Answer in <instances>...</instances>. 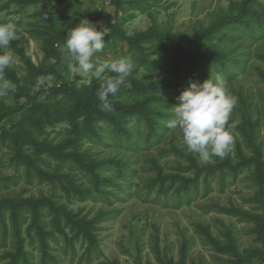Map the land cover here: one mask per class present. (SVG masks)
Segmentation results:
<instances>
[{
	"label": "rangeland",
	"instance_id": "obj_1",
	"mask_svg": "<svg viewBox=\"0 0 264 264\" xmlns=\"http://www.w3.org/2000/svg\"><path fill=\"white\" fill-rule=\"evenodd\" d=\"M43 1L0 0V23L15 24L20 36L10 45L14 62L5 70L17 89L0 98V202L46 198L76 222L95 220L91 241H86L63 227L64 220L59 229L53 226L44 208V228L52 233L46 264H264V27L253 24V29L243 30L227 23L237 13L233 7L245 0H120L119 8L113 0ZM248 6L264 13V0H251ZM108 15L117 32L103 19ZM82 19L104 31L106 47L98 59L130 58L134 68L127 82L162 87L119 99L127 105L149 99L153 124L144 117L126 118L121 124L129 139L117 137L104 122L95 126L99 138L75 136L66 121L32 129L38 144L64 161L36 145L26 147L27 153L38 157L46 173L64 175L69 183L41 181L35 174L28 177L24 166L13 161L7 135L32 116L41 117L40 106L67 111L74 104L73 94L99 87L97 79L89 87L81 83L82 76H73L61 52L68 33ZM150 28L163 35L202 36L210 31L204 42L230 60L224 69L200 58L191 74L183 69L177 75L168 60L173 56L169 45L155 41L132 48L124 41ZM46 42L62 66L38 78L47 87L42 96L18 99L31 87V72L55 65L44 52ZM217 77L237 99L229 120L236 124L231 130L234 145L224 158L204 163L187 151L179 129L169 128L168 122L179 106L177 97L190 83ZM36 149L40 155L34 154ZM75 162L102 164L95 168L102 182L96 185L91 172ZM84 191L88 194L81 196ZM26 217L16 239L9 213L4 214L0 264H12L18 241L28 264H42L38 237L34 230L27 234L31 218Z\"/></svg>",
	"mask_w": 264,
	"mask_h": 264
},
{
	"label": "trees",
	"instance_id": "obj_2",
	"mask_svg": "<svg viewBox=\"0 0 264 264\" xmlns=\"http://www.w3.org/2000/svg\"><path fill=\"white\" fill-rule=\"evenodd\" d=\"M17 1V0H15ZM39 3H43V0H36ZM116 8L120 7V0H113ZM251 0L243 1L240 6L233 7L237 13L228 21V24H232L233 27H238L243 30H251L257 26L259 28L264 27V13L250 8L248 5ZM235 6V5H234ZM99 16L98 18H100ZM102 19V18H101ZM105 22L112 26L117 32V28L113 25V17L109 15L103 18ZM102 19V20H103ZM253 24L255 26H253ZM210 31H206L202 36H184L177 34H160L154 29H148L145 33L135 35L133 37H127L124 39L127 44L132 48H140L142 45L150 44L151 42H159L164 45H169L173 48V56L169 58L171 68L177 75L182 73L183 69H186L190 74L193 72V65L198 64V59L202 58L209 60L213 64H218L222 68L226 67V60H230L226 54H223L215 45H207L204 42V37L210 35ZM45 54L55 61V65L48 67H38L31 72V87L28 90H23L18 94V99L26 97L27 99H35L42 96L44 90L47 89L44 85L38 84V78L44 75H50L56 73L62 66V59L53 48L51 42H46L44 45ZM129 86H121L119 92L115 96H110L109 100L112 104L113 111L102 112L100 111V104L96 91L99 87L88 93H75L73 94V106L69 110H64L61 107L50 108L47 106H40V116L33 117L28 122L23 121L17 125L14 133H8V139L12 144V150L14 152L13 161L16 164L23 165L27 176L35 174L39 180H47L51 183L64 180L67 184L69 180L64 175H57L55 173H46L38 166V157H32L27 153L26 147L37 146L42 148V151H47L50 156H53L57 160H62L58 153L49 147H43L35 140L31 135V130H41L45 124L54 125L66 121L70 126V133L77 137L99 138L98 132L95 130V126H99L101 122L108 124L111 129L116 133L117 137L124 136L129 139L128 134L122 127V121L126 118H141L148 119L149 125L153 124L151 118L152 111H150L149 99L145 100L142 104L135 102L133 105H127L119 101L125 94L128 95H143L149 91L158 92L162 87L155 89V86L143 87L137 84L126 82ZM12 111V110H11ZM6 112V111H4ZM10 112V111H8ZM46 120V121H45ZM38 152V154H37ZM36 155H40V150L35 151ZM70 159V158H69ZM68 159V160H69ZM75 164L83 171L91 172L94 177L93 180L96 185H99L102 181L98 177H95V168L101 165H87L84 162H75ZM88 191L80 193L81 196H86ZM46 209L51 214V224L60 228L61 223L64 220L63 227H69L70 232L74 233L75 237L81 236L83 240L91 241V235L89 233L90 228L95 224V220L91 221H79L76 222L72 219L71 215L65 211V209L59 207H53L52 202L46 198L33 199V198H21L4 199L0 202V223L5 225L4 214L9 213L11 224L13 227V233L16 239H19L21 233V227L26 223V215L31 218L30 223L27 225V234H30L34 230L38 237L40 250L42 252V264H46L48 258L47 253V240L52 236V233L45 231L44 222L42 221V210ZM62 231V230H61ZM71 243V240H68ZM19 245L16 249V253L13 257L12 264H28L25 258V253L22 251V244L18 241Z\"/></svg>",
	"mask_w": 264,
	"mask_h": 264
},
{
	"label": "clouds",
	"instance_id": "obj_3",
	"mask_svg": "<svg viewBox=\"0 0 264 264\" xmlns=\"http://www.w3.org/2000/svg\"><path fill=\"white\" fill-rule=\"evenodd\" d=\"M47 16L44 17L47 20ZM104 31L82 19L68 33L61 52L67 70L73 76H82L81 81L91 86L93 79L101 81L96 95L101 102L100 111H113L110 96H115L121 86H129L127 78L134 65L130 58L101 61L97 58L106 47ZM20 36L13 23H0V98L14 93L17 85L5 77V70L14 62L10 47ZM111 73L112 75H108ZM179 106L175 107L174 118L168 122L171 129H179L187 151L207 163L213 157L224 158L234 145L236 124L229 123L237 104L236 97L230 95L223 79H207L201 84L190 83L177 97Z\"/></svg>",
	"mask_w": 264,
	"mask_h": 264
}]
</instances>
